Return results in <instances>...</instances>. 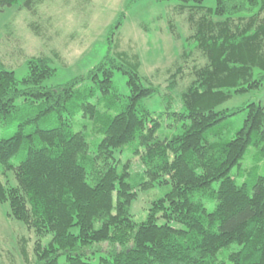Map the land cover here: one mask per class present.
Segmentation results:
<instances>
[{
	"label": "trees",
	"instance_id": "1",
	"mask_svg": "<svg viewBox=\"0 0 264 264\" xmlns=\"http://www.w3.org/2000/svg\"><path fill=\"white\" fill-rule=\"evenodd\" d=\"M178 1L174 10L188 33L164 93L140 74L136 60L111 46L93 68L57 86L44 85L55 74L44 55L27 60L21 79L0 68V122L18 115V99L26 107L14 132L0 138V203L34 232V264H58L61 254L65 264H264V174L250 186L237 184L232 174L247 146L264 144V107L252 101L218 109L233 93L264 85V0H215L214 7ZM18 2L0 0V11ZM38 2L22 5L33 10ZM167 27L175 36L174 24ZM115 69L127 77L125 98L112 80ZM184 76L189 80L174 109L171 98ZM158 94L165 97L160 112L142 103ZM80 110L101 133L92 154L85 135L72 127ZM243 110V126L232 139H206L214 126ZM52 111L56 121L41 126ZM164 126L177 132L160 138ZM22 147L24 156L14 165ZM124 148L143 167L146 178L138 188L171 185L139 222L130 212L137 190L129 182V164L120 167L115 156ZM47 234L51 240L44 245ZM96 253L102 254L94 262Z\"/></svg>",
	"mask_w": 264,
	"mask_h": 264
},
{
	"label": "rangeland",
	"instance_id": "2",
	"mask_svg": "<svg viewBox=\"0 0 264 264\" xmlns=\"http://www.w3.org/2000/svg\"><path fill=\"white\" fill-rule=\"evenodd\" d=\"M24 1L19 0L0 11V68L12 70L17 79L27 75L29 58L44 55L50 58L49 63L55 68V74L46 79L44 85L63 84L93 68L111 46L113 53H123L129 61L136 60L140 74L164 93L169 72L175 68L173 63L180 64L178 58L188 30L183 17L174 10L178 0H39L33 10L22 5ZM214 4L215 0L203 1L206 7H214ZM169 21L174 24L175 36L167 27ZM126 78L121 70H114L112 80L121 98L128 94ZM188 80V76L178 80L171 98L174 109L180 108V94ZM252 101L264 107V85L259 89L233 93L218 109L232 110ZM164 102L165 97L161 94L142 100L150 110L159 112ZM17 104L20 106L19 116L14 114L7 122H0V138L8 137L17 128L26 109L22 99H18ZM57 114L52 111L39 124L50 126L56 121ZM62 114L67 115V112L62 110ZM245 116V110L230 115L206 133V139L210 142L229 141L243 126ZM164 118H167L165 114ZM72 127L85 135L90 146L89 154H92L101 133L95 132L94 124L82 115V110L73 114ZM27 130L30 131L31 127L28 126ZM176 132V126H164L157 134L163 138ZM24 153L22 147L12 158V163L18 164ZM115 156L120 167L129 164V182L137 190L130 212L137 222L142 221L152 201L162 197L171 185L157 184L141 190L136 184L146 176L139 156L126 148ZM240 163L239 167L232 169V174L237 184L246 182L250 186L256 177L264 174V144L247 146ZM8 180L10 184L15 182L12 172L8 173ZM217 186L218 182H213L212 187ZM205 205L208 211L213 210L212 201L207 200ZM72 231L76 232L77 227ZM34 240V232L9 217L7 203H0V264H34ZM50 240L51 235L47 234L42 243L48 244ZM99 254L102 253L93 254L92 261L96 262ZM58 264H65L64 254L59 255Z\"/></svg>",
	"mask_w": 264,
	"mask_h": 264
}]
</instances>
